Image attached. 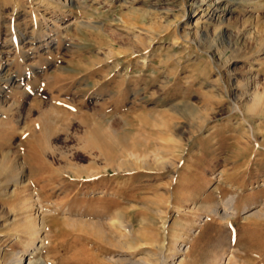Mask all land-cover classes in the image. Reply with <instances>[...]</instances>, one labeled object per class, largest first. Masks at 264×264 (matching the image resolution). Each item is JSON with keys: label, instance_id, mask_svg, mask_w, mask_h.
<instances>
[{"label": "rangeland", "instance_id": "1", "mask_svg": "<svg viewBox=\"0 0 264 264\" xmlns=\"http://www.w3.org/2000/svg\"><path fill=\"white\" fill-rule=\"evenodd\" d=\"M257 91L264 0H0V264H264Z\"/></svg>", "mask_w": 264, "mask_h": 264}, {"label": "bare ground", "instance_id": "2", "mask_svg": "<svg viewBox=\"0 0 264 264\" xmlns=\"http://www.w3.org/2000/svg\"><path fill=\"white\" fill-rule=\"evenodd\" d=\"M201 1H203V0H201ZM222 22L223 21H221V19H220V16L218 17V19H217V27H220V25L222 24ZM197 23V22H196ZM221 53V52H220ZM222 54H223V52H222ZM229 59V58H228ZM256 89V88H255ZM254 89V90H255ZM259 89V88H258ZM255 92H253V94H254ZM261 93V92H260ZM260 93L257 91V93H255V94H257V95H255V96H258L257 98H256V100H252L253 101V103H252V105H251V107L252 108H256V107H258L259 105L261 106V104H262V106L264 105V100H262L261 102H263V103H261L260 104V102H258V99L260 98L259 97V95H260ZM262 93H264V92H262ZM253 99V98H252ZM261 99H262V97H261ZM259 106V107H260ZM260 109V108H259ZM256 110V109H255ZM230 211H232V208H231V203L230 202H227L225 205H224V209H223V212H222V214H229V212ZM255 212H253L252 214H254ZM40 245H38V244H35L34 242H33V244H32V246H31V250L33 251L34 249H36V248H38ZM30 249V248H29ZM21 260H22V257H21V255H20V257H18V259H16V260H14V261H12L11 262V264H20V262H21ZM27 264H36L35 263V261H33V260H31L30 258L28 259V261H27ZM39 264H42V262L41 263H39ZM131 264H136V263H134V262H132Z\"/></svg>", "mask_w": 264, "mask_h": 264}]
</instances>
